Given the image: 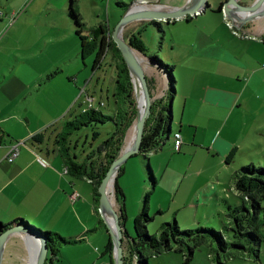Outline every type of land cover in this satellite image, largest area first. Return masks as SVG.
<instances>
[{
    "label": "crops",
    "instance_id": "obj_1",
    "mask_svg": "<svg viewBox=\"0 0 264 264\" xmlns=\"http://www.w3.org/2000/svg\"><path fill=\"white\" fill-rule=\"evenodd\" d=\"M139 1L141 0H133L131 4L136 3L138 9L147 8L138 3ZM224 1L208 0L206 9L195 17L186 16L180 20L159 22L163 31L161 47L165 46L167 66L172 67L174 95L171 99L176 105L177 118L176 127L173 129L172 117L170 136L155 148L152 155L146 156V165L151 169L156 182L149 198V211L152 197L159 189L164 192L162 202L158 203L154 210L157 217H162L165 212L162 207L163 201L168 202V205L177 203L179 206L195 202V206H198L201 191L204 189L206 192L205 188L210 184L211 187H215L214 177L217 179L218 175L225 174L226 168H231L234 159L231 160L230 156L237 151L240 139L251 131V126H247L246 111L248 101L254 99L253 93L256 91L252 87L256 82L254 78L263 70L264 16L244 24L238 30L232 26L222 11H217L219 6L222 10ZM254 1L239 0L244 5H251ZM192 2L193 0H167L159 4L162 9H175L187 7ZM129 5L123 8L124 11ZM119 8L122 9L121 6ZM146 23L134 21L127 24L122 32L123 38L126 39L129 34L142 32ZM100 26L108 37L110 30L107 25L100 23L97 28ZM95 29L85 27L82 35L90 41L92 36L90 30ZM126 29L131 33L126 35ZM57 43L63 46L61 38ZM93 50V47L87 48L84 57L81 56L83 69L85 58L93 55ZM142 57L148 61L144 66L154 102L167 101L166 77L148 58ZM161 61L165 63V60ZM19 64L18 70L11 71L9 79L6 77L4 82H0V223L21 217L40 229H43L41 225L52 228L53 230H48L51 234L75 242L66 245L55 243L58 250L56 256L49 250L45 264H61V259L71 264V261L80 257L93 256L92 248L94 252L99 253L100 259L105 257L107 264H114V247L108 229L111 222L108 219L104 221L101 216L99 198L97 202L93 187L89 182L88 184L84 182L89 179L76 178L65 172L66 166L55 146L43 153L39 146H44L45 135L42 139H31L37 133L44 134V131L57 123L56 121L70 114L72 105L77 103V98L74 101L72 96L64 95L63 99L61 95L56 94L42 99L36 108L31 110L34 107H31L30 99H26L30 96H26V85L29 87L39 74L26 62ZM36 96L39 97L40 94ZM85 96L87 101L93 102L91 95ZM171 99L167 102L170 103ZM56 102H59L58 112L50 116L49 113L55 111L53 108ZM89 106L92 107L90 103ZM135 119L125 135L121 152L132 143ZM174 133H179L182 141L178 152L171 146L166 147L168 140L173 143ZM15 146L18 154L10 163L7 156L10 149ZM211 160H217V165L213 169L209 167ZM144 167L146 168L140 155H134L120 167L121 173L115 180L124 195L125 219L120 218L124 259L127 255L130 257L132 239L127 242L126 247L128 222L133 221L139 214L142 206L140 202L150 189L145 181ZM205 173L210 174L211 178L204 177ZM202 178L204 179L200 181ZM165 179L167 190H163ZM231 179L229 175L228 188ZM80 180L85 183L84 187H81ZM132 181L136 185L140 182L141 186L138 188L140 192L136 194L138 199L134 206L129 207L127 203L125 204V195ZM188 188L192 192L191 195L187 192ZM74 194L78 196L72 201L70 197ZM179 195L186 199L179 198ZM112 199L113 207L120 217V206L115 195ZM22 219L9 223L15 222L11 227H28L27 222ZM29 228L31 229V226ZM101 230L104 234L98 244L93 239L90 241L89 238ZM109 242L112 249L107 252L106 246ZM74 248L77 249L65 255L68 250ZM36 254L37 241L24 234L12 235L4 245L2 264H35ZM131 259L133 261L134 257ZM98 262L97 258L90 264Z\"/></svg>",
    "mask_w": 264,
    "mask_h": 264
},
{
    "label": "rangeland",
    "instance_id": "obj_2",
    "mask_svg": "<svg viewBox=\"0 0 264 264\" xmlns=\"http://www.w3.org/2000/svg\"><path fill=\"white\" fill-rule=\"evenodd\" d=\"M166 1L160 0L159 2L163 4ZM209 1L215 2L217 0ZM117 2L129 5L133 0H77L75 8L87 29H95L100 23H104L110 32H112L124 13L123 7L122 9L119 8ZM69 5L70 0H0V82H4L6 77L9 79L11 71L19 69V63L26 62L35 68L39 74L36 81H33L29 87L26 85V96L30 95L26 99H30L32 102L31 107H34L31 110H34L42 99L56 94L61 95L63 99L64 95L72 96L74 101L77 98V103L72 105V114L70 113L65 118L56 121L55 125L49 127L44 132V146H39L43 153L48 148L54 147L55 135L62 129L64 123L73 120V116L81 113L84 108L100 110L103 116L111 115L114 109L112 95L115 92L114 80L117 76V63L113 61L112 54L107 52L102 60L101 68L92 70L94 53L85 58V69H83L80 42L74 34V21L68 16ZM127 29L126 35L131 33ZM165 32L167 31L165 30ZM168 33L170 34L169 31ZM59 38L63 41V46L57 43ZM141 39L147 49L148 56H158L160 60H165L164 65H168L165 56L166 48L164 45L161 47L163 37L157 28L147 26L141 32ZM140 57L143 59V63H148L142 55ZM262 60L263 70L254 78L256 82L252 86L256 90L253 93L254 99L248 101L246 111L247 126H251V131L247 132L248 135L245 134L240 139L231 168H226L224 170L225 174L218 175L217 179L214 177L213 184L215 187H211L210 184L209 187L205 188L207 189L206 192L204 189L201 191L199 197L201 200H199L198 206H195V202L179 206L177 203L168 205V202L163 201L164 206L162 207L165 212L162 214V217H157L154 214L156 205L161 203L164 197V192L159 189L157 194L151 199L149 217L152 220L146 225L150 236L156 235L162 224L173 222L174 219L180 230L210 228L215 231H224L225 235H228V231L223 229V227H228L226 217L227 204H240L233 190L232 179L228 188L229 175L232 176L234 171L249 164L264 168V82H262V79H264V47ZM38 93L40 94L39 97L36 96ZM86 94L93 97V102L86 100ZM81 95L82 97H80ZM36 98H39V100L37 101ZM89 103L92 107L89 106ZM58 107L59 102H56L53 108L55 111L49 113L50 116L58 112ZM172 117L174 118L172 123L174 129L176 127L177 109L173 103ZM93 130L94 127L84 128L78 132H74L69 137L72 152L75 153L78 160H82L91 149L96 148L98 144L105 141L114 132V125L113 123H105L99 126L97 132L100 135L97 140L92 139ZM169 146L173 148V143L168 140L166 147ZM140 157L146 166L147 162L145 158H142L143 155H140ZM216 161L211 160L209 167L215 168L217 165ZM144 169L146 172L145 167ZM144 177L146 184L150 188L147 192L152 193L154 187L152 188L151 185L150 174L148 173L147 175L146 172ZM204 177L211 178V175L205 173ZM84 182L88 184L87 180ZM84 182L79 181L81 187H84ZM163 183L165 184V189L163 190H167V180L165 179ZM140 186V182L137 185L134 181L129 183L125 195V204L127 203L129 207L131 205L134 206L136 199H138V197L136 198V194L138 195L140 192L138 189ZM187 192L190 195L192 194L189 188ZM179 198L186 199V197L181 195H179ZM140 203H144V197ZM18 219L22 218L15 217L1 224L6 225ZM22 221L27 222L28 226L33 227L42 234L46 232L51 233L48 230H53L43 225H41L43 229H40L24 219ZM34 222L39 225L37 221ZM103 234L101 230L89 239L90 241L95 240L98 244ZM65 237H68V235H65ZM133 237V221L129 220L125 239L126 247L127 242ZM187 245H191V243H186L182 247L183 253L165 251L156 255L146 249L143 250V253L147 258V264H185L183 254L187 253ZM77 248L68 250L65 255L72 253ZM91 251L94 253L93 256H83L77 260L73 258L74 261L70 263L90 264L92 260L98 258L99 262L96 264H107V258L100 259L99 253L94 252L93 248ZM216 255L215 243L211 238H206L195 249L192 260L187 264H219ZM126 257L129 260V255ZM66 259L68 260V258ZM61 260L63 262L61 264H68L66 260ZM220 262L222 264H264V242L259 247L258 258H255L252 253H244L243 251L233 249L229 255H220ZM130 264H137V262L133 259V261H130Z\"/></svg>",
    "mask_w": 264,
    "mask_h": 264
},
{
    "label": "trees",
    "instance_id": "obj_3",
    "mask_svg": "<svg viewBox=\"0 0 264 264\" xmlns=\"http://www.w3.org/2000/svg\"><path fill=\"white\" fill-rule=\"evenodd\" d=\"M77 0H70L68 16L74 21L75 35L80 41L81 56L84 57L85 49L93 47V54L95 53L92 63V70L99 69L102 66V60L107 52L112 54V59L117 63V76L114 80L115 92L112 95L114 100V109L112 115L103 116L100 110H93L92 108L85 109L73 120L65 122L62 129L55 135L54 146L57 148V153L63 160L67 172L76 178L89 179L91 186L99 198L98 186L105 176L111 163L118 158L121 148L124 144V138L132 126L136 116V102L134 96V89L131 83V77L121 53L117 49L112 39H107L103 27H98L95 30H90L91 40L82 35L85 29V24L82 22L80 14L75 8ZM118 6L125 8L124 3H117ZM217 11H221L219 6ZM189 20V18L187 19ZM147 26L157 28L158 32L163 34L160 23L149 21L143 27ZM141 31L137 34H129L125 41L132 49L140 53L142 56L155 64V66L166 77L168 88L165 100H170L174 95V79L172 76V67L164 65V63L157 56L147 55V49L140 37ZM96 37H93V36ZM89 43V44H88ZM264 43V40H263ZM90 45V47H89ZM149 84V82H148ZM164 100H156L151 107V116L145 128L139 155L147 160L146 153L155 149L160 143L170 136L169 123L172 120L171 112L168 110V102ZM168 103V104H167ZM105 123H113L114 132L103 142L98 144L94 149L85 154L82 160H78L77 156L71 149L70 136L74 132H78L84 128H92V139L97 140L99 132L97 128ZM45 132V131H44ZM44 134L37 133L31 139H42ZM235 153L230 156L234 159ZM146 172L150 174L152 188L155 186V178L151 173V169L146 165ZM121 171H118L116 178ZM233 189L240 201L239 205L227 204V222L228 227H223L228 231L225 235L224 231H215L210 228H199L197 230H180L176 220L173 222L164 223L160 226L156 235L150 236L147 232L146 225L151 221L149 217V198L150 192L144 195V203L141 211L133 219L134 237L130 243V257H126L124 264H130L131 258L137 264H147V258L143 250H149L152 253L159 255L165 251H174L183 253V246L186 243L187 253L183 254L185 264L193 258V252L201 245V242L206 238H211L216 245V257L219 264L220 255H229L231 250H239L244 253H252L255 258H258V250L260 245L264 242V168L256 167L253 164L240 167L232 173ZM115 199L120 206V218L125 219L124 210V195L114 183ZM15 224V222H13ZM3 225L0 223V233L9 229L11 225ZM37 232V230L33 229ZM47 238L49 250L52 255L56 256L57 249L55 243L59 245L72 244L71 240L60 237L57 234L43 233ZM53 248V249H52ZM112 249L111 242L106 246L107 252Z\"/></svg>",
    "mask_w": 264,
    "mask_h": 264
},
{
    "label": "water",
    "instance_id": "obj_4",
    "mask_svg": "<svg viewBox=\"0 0 264 264\" xmlns=\"http://www.w3.org/2000/svg\"><path fill=\"white\" fill-rule=\"evenodd\" d=\"M141 5L146 6L145 9H138L137 4H131L124 11L120 21L116 27L108 35V40L112 39L117 49L121 53V56L126 64L129 75L131 77L134 89V95L137 102L136 86L138 85L139 91L142 95L144 106L141 114L137 113L133 126V139L132 143L120 153L117 159H115L109 166L105 176L102 178L98 186L99 194V212L104 221L108 219L111 222L109 229L113 247H114V264H124L123 248H122V230L120 225V217L114 209L113 199L110 195V191L114 194V183L116 175L120 167L124 162L134 155L139 154L141 140L147 126V123L151 116V107L154 102L150 94L148 86L145 66L140 54L132 49L130 45L125 41L122 36L124 27L134 21L142 22H170L174 20H180L186 16H194L196 13L204 11L208 5V0H193V2L184 8L175 9H162L159 2L139 1ZM223 15L228 21L232 23L236 29H240L244 24L256 21L264 16V0H255L251 5H244L239 0H225L222 3ZM237 22V24H236ZM169 112L172 110V99L168 107ZM169 131L171 132V122L169 123ZM112 181L111 188L109 183ZM28 226V225H27ZM29 227V226H28ZM28 227H11L0 233V264L3 260V251L6 240L12 235L24 234L29 236L31 240L37 241V254L35 264H45L47 255L49 253L47 238L39 231H34ZM108 227V226H107Z\"/></svg>",
    "mask_w": 264,
    "mask_h": 264
},
{
    "label": "built area",
    "instance_id": "obj_5",
    "mask_svg": "<svg viewBox=\"0 0 264 264\" xmlns=\"http://www.w3.org/2000/svg\"><path fill=\"white\" fill-rule=\"evenodd\" d=\"M198 14H199V13H196V14H195L194 16H192V17H195V16L198 15ZM228 25L230 26V24H228ZM230 27H231V26H230ZM172 139H173V149H174L175 152H178V151H179V148H180V146H181V142H182V141H181L180 134H179V133H174V134H172ZM154 150H155V149H153V150L147 152L145 155H146V156H150V155H152L153 152H154ZM17 154H18L17 147L15 146V147L11 148V149H10V152H9V154H8V156H7V161L11 163V162L14 160V158L17 156ZM65 172H67V169H65ZM87 181H88V180H87ZM88 182L90 183V180H89ZM110 195H111V197L113 198L114 194H113L112 191H110ZM77 196H78L77 194H74V195H72V196L70 197V199H71L72 201H74V200L76 199Z\"/></svg>",
    "mask_w": 264,
    "mask_h": 264
},
{
    "label": "bare ground",
    "instance_id": "obj_6",
    "mask_svg": "<svg viewBox=\"0 0 264 264\" xmlns=\"http://www.w3.org/2000/svg\"><path fill=\"white\" fill-rule=\"evenodd\" d=\"M135 86H136L138 112H139V114H141L142 111H143L144 102H143L142 95H141V93L139 91L138 85L136 83H135ZM111 186H112V181L109 183V187L110 188H111Z\"/></svg>",
    "mask_w": 264,
    "mask_h": 264
}]
</instances>
